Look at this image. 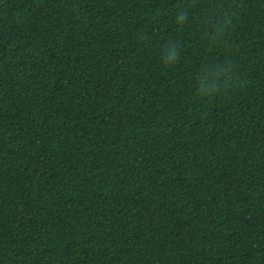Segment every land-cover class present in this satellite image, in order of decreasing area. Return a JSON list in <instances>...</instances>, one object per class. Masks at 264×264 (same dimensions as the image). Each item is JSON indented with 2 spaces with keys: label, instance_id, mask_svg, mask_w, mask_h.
Instances as JSON below:
<instances>
[{
  "label": "trees",
  "instance_id": "obj_1",
  "mask_svg": "<svg viewBox=\"0 0 264 264\" xmlns=\"http://www.w3.org/2000/svg\"><path fill=\"white\" fill-rule=\"evenodd\" d=\"M0 264H264V0H0Z\"/></svg>",
  "mask_w": 264,
  "mask_h": 264
}]
</instances>
